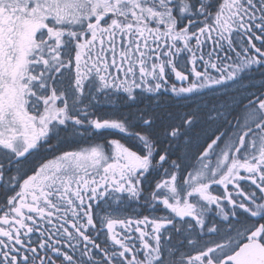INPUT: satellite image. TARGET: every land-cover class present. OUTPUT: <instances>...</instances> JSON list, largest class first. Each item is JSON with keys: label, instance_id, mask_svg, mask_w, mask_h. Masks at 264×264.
<instances>
[{"label": "snow or ice", "instance_id": "6c2138e0", "mask_svg": "<svg viewBox=\"0 0 264 264\" xmlns=\"http://www.w3.org/2000/svg\"><path fill=\"white\" fill-rule=\"evenodd\" d=\"M0 264H264V0H0Z\"/></svg>", "mask_w": 264, "mask_h": 264}, {"label": "rangeland", "instance_id": "374dc122", "mask_svg": "<svg viewBox=\"0 0 264 264\" xmlns=\"http://www.w3.org/2000/svg\"><path fill=\"white\" fill-rule=\"evenodd\" d=\"M256 84L258 85L259 83H256ZM229 98H230L229 95L224 92H219L216 94L208 93V94H202L200 97H194L191 100H188L187 104L177 105V108L181 110H187V107L189 105L191 106V110H195L197 107H199L202 110L200 113L201 123H199L196 126V129L193 131L191 135L195 136L198 132H202V130L208 126L207 124L204 123V119H205L204 114L209 109H211L214 105L219 107L220 104L226 102ZM101 110L110 114V109L104 110V108L102 107ZM238 113H239V109L233 112V117H235ZM216 126H217L216 124L211 125L212 128H215Z\"/></svg>", "mask_w": 264, "mask_h": 264}, {"label": "flooded vegetation", "instance_id": "af4514ba", "mask_svg": "<svg viewBox=\"0 0 264 264\" xmlns=\"http://www.w3.org/2000/svg\"><path fill=\"white\" fill-rule=\"evenodd\" d=\"M259 80H260V76H259V74L257 73L256 74V77H255V79L254 80H245V82L246 83H254V82H256V83H259ZM255 83V84H256ZM258 86V85H257ZM102 107L104 108V110H106V109H109L108 108V106L107 105H102ZM122 111H123V113H124V111L126 112V111H128V109L127 108H122ZM124 114H126V113H124ZM127 115V114H126ZM108 138H119V134H116V133H112V134H108ZM96 139L97 140H101V139H103V137H101V136H97L96 137Z\"/></svg>", "mask_w": 264, "mask_h": 264}, {"label": "bare ground", "instance_id": "6f19581e", "mask_svg": "<svg viewBox=\"0 0 264 264\" xmlns=\"http://www.w3.org/2000/svg\"><path fill=\"white\" fill-rule=\"evenodd\" d=\"M131 111H135V109H132ZM124 113L129 114V110L126 112L124 111Z\"/></svg>", "mask_w": 264, "mask_h": 264}]
</instances>
